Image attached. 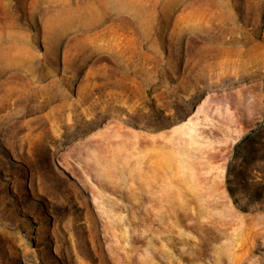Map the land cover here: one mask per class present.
<instances>
[{"label": "rangeland", "instance_id": "obj_1", "mask_svg": "<svg viewBox=\"0 0 264 264\" xmlns=\"http://www.w3.org/2000/svg\"><path fill=\"white\" fill-rule=\"evenodd\" d=\"M0 264H264V0H0Z\"/></svg>", "mask_w": 264, "mask_h": 264}]
</instances>
